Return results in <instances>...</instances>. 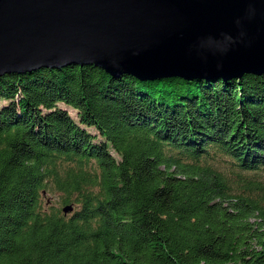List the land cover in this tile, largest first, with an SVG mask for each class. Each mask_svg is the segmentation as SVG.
I'll return each instance as SVG.
<instances>
[{
  "label": "trees",
  "instance_id": "obj_1",
  "mask_svg": "<svg viewBox=\"0 0 264 264\" xmlns=\"http://www.w3.org/2000/svg\"><path fill=\"white\" fill-rule=\"evenodd\" d=\"M0 100V264H264V73L67 64Z\"/></svg>",
  "mask_w": 264,
  "mask_h": 264
},
{
  "label": "water",
  "instance_id": "obj_2",
  "mask_svg": "<svg viewBox=\"0 0 264 264\" xmlns=\"http://www.w3.org/2000/svg\"><path fill=\"white\" fill-rule=\"evenodd\" d=\"M67 64L160 83L263 74L264 0H0V75Z\"/></svg>",
  "mask_w": 264,
  "mask_h": 264
},
{
  "label": "rangeland",
  "instance_id": "obj_3",
  "mask_svg": "<svg viewBox=\"0 0 264 264\" xmlns=\"http://www.w3.org/2000/svg\"><path fill=\"white\" fill-rule=\"evenodd\" d=\"M1 103H4V101H3V100H0V104H1ZM66 108H67V110L70 112V114H71L72 116H74L73 111H72L70 108H68V107H66ZM44 200H45V202H46V200H48V203H53V202L55 201V197H54L53 194L47 193V194L45 195V197H44ZM179 250H180V251L196 252V250H195L194 248H192L191 246H179Z\"/></svg>",
  "mask_w": 264,
  "mask_h": 264
}]
</instances>
